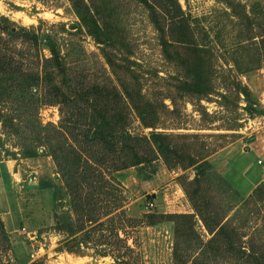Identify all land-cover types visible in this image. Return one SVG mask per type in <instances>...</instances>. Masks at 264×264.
<instances>
[{
	"label": "rangeland",
	"instance_id": "obj_1",
	"mask_svg": "<svg viewBox=\"0 0 264 264\" xmlns=\"http://www.w3.org/2000/svg\"><path fill=\"white\" fill-rule=\"evenodd\" d=\"M76 1L0 0V16L50 38L66 68L24 100L1 79L2 106L61 133L54 159L18 117L22 135L0 123L2 262L20 264L9 254L21 247L35 264L263 263L264 156L249 148L264 146V0ZM12 46L31 67L51 55ZM91 114L101 140L75 138ZM89 158L101 181L65 179Z\"/></svg>",
	"mask_w": 264,
	"mask_h": 264
},
{
	"label": "trees",
	"instance_id": "obj_2",
	"mask_svg": "<svg viewBox=\"0 0 264 264\" xmlns=\"http://www.w3.org/2000/svg\"><path fill=\"white\" fill-rule=\"evenodd\" d=\"M76 2H79L77 0ZM89 8H85V16H89ZM178 17H173L172 20H178ZM85 22H87V26L93 25L96 29V34H100V26L97 22L91 21L88 17L84 18ZM3 22V23H2ZM176 21H174L175 23ZM178 22V21H177ZM90 29V27H89ZM15 43H20L24 45H30L37 49L44 44L46 45L50 52V56H45L43 53L39 54L38 61L35 63L32 61L31 64L32 67L26 63L23 62L24 59H28L29 57H22L21 54L17 53L18 50L15 49L14 46H12ZM9 45L10 47L9 51ZM20 51V50H19ZM30 60V59H28ZM40 63V65H39ZM39 66V67H38ZM3 74H6L7 78V85L8 87H11L9 90L10 94L13 95L12 99H20L25 96H35L38 95L40 91V86L43 85V92H51L54 88H57V86L52 87L51 81L53 77L57 74H61V76L65 77L66 75V68L63 63L62 57L59 55L57 51L54 49V42L48 38L44 34H37L35 29L33 27H26L21 24H17L14 21L9 20L5 16H0V83L1 79L3 78ZM55 85V84H54ZM4 89H0V95H2V92ZM53 97L51 99L46 100L45 103L47 104H57V95L54 93H51ZM38 98V96H36ZM8 98L11 99L10 95ZM11 99V100H12ZM28 99L29 98H25ZM40 102L42 99H38ZM6 104V103H3ZM8 104V103H7ZM34 111H36L34 107ZM24 108H22L18 103L10 102L9 106H2L0 103V123L2 127H7L10 129V131L7 132H13V133H20L21 135L24 134V132L19 131L18 132V124L14 123V119L18 117V120L25 123V126H30L29 135L32 141L38 143L39 146L43 145L45 146V150L54 157V159H57V150L59 149L61 139H59L60 132L56 131L54 135H52L49 131H45L44 133L38 132L39 129H37V125L31 127V125L24 120ZM35 115V113H33ZM91 121L84 122L83 129L74 130L73 136L75 138H84L87 139L89 142H95L99 139V135H101L103 132V127L105 125L102 123L103 127L101 128V121L105 122L104 120L93 118V115L91 114L90 117ZM97 122V123H96ZM99 122V123H98ZM20 123V122H18ZM51 128H55V126H51ZM106 129V127H105ZM26 134V133H25ZM122 137L125 138V141L128 140V138H132L130 134L127 131L122 130ZM160 150H162L163 147H159ZM63 149H65L63 147ZM81 157V156H79ZM79 157L75 160H78ZM91 161V162H90ZM97 161V160H96ZM93 159H88V161L85 159V164L88 165L87 167L82 168L79 170L77 167H75V161H71V165L67 169L68 173H63L65 179L67 177H75L76 182H79L81 178H84V176H91L92 178L95 177L98 180L101 181L102 179H98V177H101V170L99 169L100 165ZM78 164V163H77ZM57 165L59 169H62V164L58 163ZM66 165V161H65ZM100 171V172H99ZM72 180H70L71 182ZM38 187L40 189L43 188H50L51 184L49 182L39 181ZM240 187V186H239ZM241 188V187H240ZM152 198V195L150 196ZM78 199V197H77ZM23 223L19 221L18 227H22ZM224 224L218 226V229L214 231V235L209 239L208 243L216 241L220 235H223L225 229ZM24 228V227H23ZM72 228V227H70ZM31 231V230H28ZM213 232V230H211ZM8 232L4 225V222L1 218L0 214V243H6V245H0V252H6L10 249V244L8 241ZM129 248V247H128ZM245 256H249L247 252L244 249H240ZM30 253L25 251L23 248L20 247L19 252L16 254L12 251L9 254L10 257L13 259L16 258V261H18L20 264H35L33 262L29 263L30 261ZM264 261V259H263ZM0 264H4L2 262V256L0 255ZM260 264H264L260 262Z\"/></svg>",
	"mask_w": 264,
	"mask_h": 264
},
{
	"label": "crops",
	"instance_id": "obj_3",
	"mask_svg": "<svg viewBox=\"0 0 264 264\" xmlns=\"http://www.w3.org/2000/svg\"><path fill=\"white\" fill-rule=\"evenodd\" d=\"M249 151L251 152V154H253V156H264V146L260 145L258 143H254V146H251L249 148Z\"/></svg>",
	"mask_w": 264,
	"mask_h": 264
},
{
	"label": "built area",
	"instance_id": "obj_4",
	"mask_svg": "<svg viewBox=\"0 0 264 264\" xmlns=\"http://www.w3.org/2000/svg\"><path fill=\"white\" fill-rule=\"evenodd\" d=\"M257 163L261 166L262 170L264 171V161L261 158H258Z\"/></svg>",
	"mask_w": 264,
	"mask_h": 264
}]
</instances>
